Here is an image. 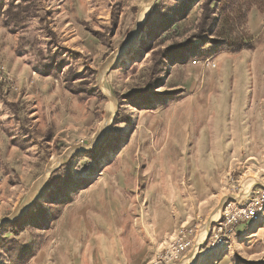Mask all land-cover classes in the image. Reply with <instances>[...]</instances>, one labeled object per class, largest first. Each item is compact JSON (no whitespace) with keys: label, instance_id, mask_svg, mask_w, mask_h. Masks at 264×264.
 <instances>
[{"label":"rangeland","instance_id":"rangeland-1","mask_svg":"<svg viewBox=\"0 0 264 264\" xmlns=\"http://www.w3.org/2000/svg\"><path fill=\"white\" fill-rule=\"evenodd\" d=\"M145 1L3 0L24 20L0 16V264H150L183 222L191 243L170 264H264V216L228 248L208 237L264 190V0L234 28L249 48L201 44L166 69L153 53L201 8L174 22L182 0H152L138 21ZM169 179L179 196L149 194Z\"/></svg>","mask_w":264,"mask_h":264},{"label":"trees","instance_id":"trees-1","mask_svg":"<svg viewBox=\"0 0 264 264\" xmlns=\"http://www.w3.org/2000/svg\"><path fill=\"white\" fill-rule=\"evenodd\" d=\"M251 0H182L178 3L174 13V22L182 20L189 15V12L196 6L200 5L201 13L195 24V28L184 40L172 42L163 50L153 53L156 67L165 68L179 56L193 52L201 44L219 45L225 50H239L249 48L247 44L238 38L234 33V28L240 17L249 11ZM23 12L21 4H10L6 8L3 0H0V16L6 18L4 24L21 23L24 18L20 16ZM220 19L229 25L227 29L220 28ZM215 35V36H213ZM146 101H149L146 99Z\"/></svg>","mask_w":264,"mask_h":264},{"label":"built area","instance_id":"built-area-1","mask_svg":"<svg viewBox=\"0 0 264 264\" xmlns=\"http://www.w3.org/2000/svg\"><path fill=\"white\" fill-rule=\"evenodd\" d=\"M242 203L229 202L223 209L221 217L209 230V242L212 246L228 248L230 239L239 223L257 221L264 216V190L258 192ZM192 228L182 225L175 236L171 237L150 264H170L181 258L182 253L191 243Z\"/></svg>","mask_w":264,"mask_h":264},{"label":"crops","instance_id":"crops-1","mask_svg":"<svg viewBox=\"0 0 264 264\" xmlns=\"http://www.w3.org/2000/svg\"><path fill=\"white\" fill-rule=\"evenodd\" d=\"M217 171V170H216ZM216 171H215V173H216ZM159 178L158 179H160V176H158ZM156 180V179H155ZM172 179H169V182H166V184L165 185H162L161 183L159 184H155V186H153L152 188H151V191L152 192H150L149 194L151 195V196H161L163 193H161L162 192V190L163 189H167L168 191H170V193H168V195L170 194V196H173L174 194H175V197L176 196H179L178 194V189L180 188V184H179V182H178V180L177 179H175V183L173 184V182L171 181ZM216 183V182H215ZM218 186V185H217ZM171 191H174V193L173 192H171ZM173 217L174 216H172V218H167L168 220L165 222V224H164V226L161 228L160 227V229H159V235H158V237L156 236V235H152V234H150V236H149V238L148 239H145L144 240V250H145V253H146V255H144L142 258V262H146V261H148V259L151 257V254L154 252V250H155V248H156V246H157V244H158V242H159V240H161L162 238H163V236L165 237L166 235L165 234H168L167 232H169V231H174L177 227H178V223L177 222H174V220L175 219H173ZM175 218V217H174ZM218 219V218H217ZM216 219V220H217ZM213 221H215V220H212L211 222H213ZM210 222V223H211ZM187 222H183L182 224H180V226L181 225H184V224H186ZM209 223V224H210ZM179 226V227H180ZM208 226L210 227V225H207L206 227L204 226V236H203V238L201 239V243L204 241V239H205V237H206V235H207V232H208ZM153 225H152V223H150L149 224V228L150 229H152V232L151 233H154V230H153ZM162 237V238H161ZM197 238H198V236H197ZM196 238V239H197ZM200 243V244H201ZM200 244H199V246H200ZM194 246H195V244H194ZM199 246H198V248H199ZM193 252H194V255H195V253H196V250L193 248ZM192 258H193V255H192ZM192 258L190 257V258H188V259H186V260H184V261H182L180 264H182V263H185L186 262V264H187V261L188 260H192ZM192 264H197V263H192Z\"/></svg>","mask_w":264,"mask_h":264},{"label":"bare ground","instance_id":"bare-ground-1","mask_svg":"<svg viewBox=\"0 0 264 264\" xmlns=\"http://www.w3.org/2000/svg\"><path fill=\"white\" fill-rule=\"evenodd\" d=\"M151 1L152 0H147V1H145V2H143L142 4H141V6H140V10H139V15H138V21H140L144 16H145V14L147 13V11H148V9H149V7H150V4H151ZM111 120H112V117H110V119H108L107 120V125L111 122ZM104 125V124H103ZM106 125V126H107ZM52 169V166H49L48 168H47V174L49 173V171ZM256 179V178H255ZM249 180V179H248ZM251 183V182H250ZM254 184V183H253ZM247 186H249V185H247ZM247 186H244L245 188L247 187ZM198 236V235H197ZM200 237H201V235H200ZM202 238V237H201ZM200 238V239H201ZM206 238V237H205Z\"/></svg>","mask_w":264,"mask_h":264}]
</instances>
